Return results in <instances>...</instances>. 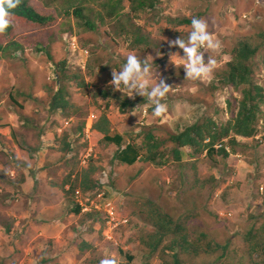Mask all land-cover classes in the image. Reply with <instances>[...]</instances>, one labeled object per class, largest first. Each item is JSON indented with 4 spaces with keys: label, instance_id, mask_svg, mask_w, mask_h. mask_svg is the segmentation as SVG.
<instances>
[{
    "label": "rangeland",
    "instance_id": "1",
    "mask_svg": "<svg viewBox=\"0 0 264 264\" xmlns=\"http://www.w3.org/2000/svg\"><path fill=\"white\" fill-rule=\"evenodd\" d=\"M36 1L43 4V10L57 8L59 14L57 22L45 28L28 31L27 36L30 42L23 43L18 50L12 46L6 52L0 53V124H4V129L0 130V223L2 225L0 264H20L23 261L26 264H41L42 259L47 260L49 256L47 248L49 247L43 248L36 255L28 253L25 246L26 238H22L18 234L21 233L20 228L24 226V222H22L24 218L32 217L31 212L37 211L35 208L36 198L42 199L43 207L50 205L51 199L56 198L54 190L38 188L39 180H35L36 185L31 190L22 187L20 180L25 175L24 170L29 167L19 164L17 160L20 157L15 155L12 147L15 144L20 147L24 146L25 154L30 156L29 166L34 169L49 168L50 170L53 167L59 171L62 168L80 170L83 167L80 158L85 152L86 144L82 138L77 140L72 148V153L64 161V155L60 149L64 144V132L65 130L74 131L78 128L82 120L87 118L92 110L98 112L93 108L98 107V104L93 101L95 99L93 93L97 89L113 86L110 84L112 77L108 80L97 67L93 68L96 72L91 73V67H94L93 58L109 65V69L113 72V70L121 69L117 65L125 63L124 58L130 52L125 41L115 44L112 40L113 37H110L108 31H113L111 22L100 23L96 30H88L71 12L67 11V0ZM260 2L264 7V0H260ZM85 4L89 7L88 11L91 12V17L97 21V12L101 10L100 0H87ZM127 4L125 7L126 10H129ZM250 9L239 11L234 6H223L220 4V0L211 1L210 15L220 18V22L217 19H210L214 25L212 31L219 36L217 39L221 42L222 47L218 52L205 53V59H207V55H211L217 61V68L206 81L186 79L184 68H178L175 77L178 78L179 90L174 92L182 94L179 97H183V93L196 96V98H200V100L197 99L200 104L178 99L180 111L175 114L177 116L163 117L164 119L168 118V122H171L165 126L161 125V120L164 121V119L155 117L153 109L152 111L150 109L151 104H146L147 114L152 116L150 120H153L154 125L161 126V129L156 132L157 134L162 133L163 129V132L168 133L173 130L179 131L188 122L196 121L204 116L219 123L226 122L233 112H237V108H235L237 103L233 102L232 112L228 109L227 101L233 96L241 98L240 89L220 83L215 75L222 67H225L226 61L230 59L228 52L237 43V39L243 34H255L258 27H262L255 19V11L252 12L253 8ZM237 11L239 13L235 15ZM140 15L136 19L137 22L147 25L149 28L154 27L148 25V17L145 12ZM149 19L152 21V17ZM160 21L164 22L165 20L161 17ZM185 28L181 32L187 34L188 26ZM175 33L176 30H172L158 36L161 35L169 41L172 37L173 40L178 38ZM73 40H76L74 47L71 45ZM169 49L165 50V57H163L161 65H159L158 59L148 61L151 63L153 71L157 70L160 75L164 74V68L169 66L170 53L178 52L181 56L184 55L183 50L178 46ZM260 52L262 54L263 49L259 51V57ZM147 53L136 52V55L142 57ZM48 56H52L53 59ZM64 59L67 60L66 72L70 76L79 74L78 78H71L67 84L71 98L73 97L83 106V113L75 116L71 127L59 133L58 129L62 126L65 117L60 111L49 110L50 93L47 88L59 86V75L55 62ZM141 60L145 59L141 58ZM251 64L257 73V79L264 86V64L257 60H253ZM80 76L85 81V86L79 85ZM209 82L217 85L212 91L205 87ZM184 85L187 87L182 89ZM116 92L122 94L121 91L117 90ZM184 108L188 109V115L181 114V110ZM131 109L134 111L130 113L133 114L131 115L133 126L137 125L136 128L140 129L138 126L146 124L141 122H145L148 118L139 110V107L136 109L126 108L124 117L129 115ZM112 111L111 109V114ZM135 131L139 132L137 129ZM49 132H53L54 135L51 134L47 139L46 136ZM258 134L260 138L256 136L253 139L239 137L241 145L237 147L236 153L232 152L228 158L215 154L212 159L206 152H201L191 159L188 157L189 161L185 159L188 162H197L200 174L207 182L211 175H213L212 178L214 177L210 184L198 192L199 194L196 190L193 191L198 194L200 207L192 206L194 197L188 198V194L191 192L186 193L188 182L193 180V170L190 166L181 167L174 161H169L161 167L146 164L142 165L143 168L146 166L142 173L141 164L135 167L115 162L112 158L114 150L103 145L98 137L93 138L95 145L90 159L99 166L96 173L97 178H101L104 186L109 190L119 214L134 216L140 223L135 227L130 225L132 229L130 227L120 228L115 232L120 245L124 246L125 243L129 245V248L122 252V249L117 250V244L109 242L103 237L99 224L95 223L98 219L94 223L90 222L86 230L92 228L96 231L98 240L94 246L97 251L91 261L96 264L98 257L112 250L113 253H119L117 254L118 264L126 261L125 252L134 256L132 264H160L157 253L150 252L146 244L140 243L139 239L142 233L147 234L154 230V227L139 215L141 212L139 210L142 207L140 200L147 198L142 195L143 192H147L149 198L154 197L156 202L167 209H183V205L187 204L189 207L184 211L188 214L198 208V217L195 215L190 221L184 220L189 229L198 226L203 228L207 225L214 232V228L224 222L222 234L218 233V236L223 239L228 234L231 235L234 242L230 245V249L242 254L241 248L245 246L244 240L247 232L252 227L259 228L264 223V189H260V186L264 185V121L260 122ZM76 135L80 136L79 131L76 132ZM186 150L189 149L186 148ZM50 156H54L53 159H49ZM103 171H106L107 176ZM62 180L58 181L60 187H62ZM63 193L61 199L65 196L66 200L67 195L71 199L68 192L66 195ZM18 221L21 222L18 223ZM12 230L13 233L10 232ZM7 232H10V236L13 237L8 238ZM213 260L214 258L210 262ZM47 262L54 264V261L47 260Z\"/></svg>",
    "mask_w": 264,
    "mask_h": 264
},
{
    "label": "trees",
    "instance_id": "2",
    "mask_svg": "<svg viewBox=\"0 0 264 264\" xmlns=\"http://www.w3.org/2000/svg\"><path fill=\"white\" fill-rule=\"evenodd\" d=\"M86 2L87 0H67V11L71 12L79 23L88 30H96L100 23L111 22L113 31L109 30L108 33L110 37H113L112 40L115 44L121 41L128 44L127 48L130 52L126 54L124 61H126L127 55H136V52H147L156 48H160L164 52L169 48L173 49L174 47L169 46L167 39L158 35L172 31V29H169L171 26L168 24L175 26L190 25L191 18L194 17V15L192 17H173L168 13L161 14L153 0H100L101 10L97 12V21H95L96 19H93L91 12L88 11L89 7L86 6ZM206 3L207 0H204L202 6ZM126 4L129 6V10H126ZM258 4L255 8L253 7L254 10L252 11H255V19L258 21V25L262 27H258L255 34H243L237 39V43L228 52L230 59L226 61L225 67H222L215 75L220 83L231 85L236 89H240L241 92V98L233 96L228 99L229 111H232L233 102H235L237 103V106H235L237 112L232 111L233 115L226 122L219 123L210 117L204 116L196 121L189 120L190 122L179 131L173 130L168 133L163 132V129L162 133L157 134L156 132L161 129V126L150 123L138 126L140 128L139 132L132 130L122 134L113 129L107 108L98 105V118L93 123V129H97L103 134L102 139L99 140L103 145L116 144L117 149L114 153V160L135 167L141 164L142 173L146 167L143 168L142 165L146 164L161 167L169 161H174L181 167L190 166L193 170V180L188 182L186 193L191 192L188 194L189 196L187 195L188 198L194 197L193 203L191 202L194 207H200L198 192L210 184L214 177L212 178L213 175H211L208 182L204 180L197 162H188V157L191 159L198 153L206 152L212 159H214L215 154L228 158L232 152L236 153L237 147L241 145L239 137L253 139L258 134L260 122L264 121V86L257 79V73L253 64H251L253 60L261 61L264 64V7L262 4ZM42 8L43 4L40 1L22 0L20 6L15 10L13 26L4 35H0V53L6 52L12 46L15 50H18L23 43L30 42L27 36L28 31L45 28L57 22L59 18L57 8L53 7L51 10H43ZM152 8L155 11H152ZM147 9L150 10L147 11ZM67 11L65 12L68 13ZM142 12L156 15L157 19L153 24L156 25L155 29H150L147 25L137 22L136 19L141 16ZM198 16L199 14L195 17ZM161 17L166 22L160 21ZM150 23L152 24L148 18V24ZM177 32L179 30H176ZM171 40H173V37ZM262 49L263 52L262 54L260 52L259 57V51ZM48 57L53 59L52 56ZM92 62L94 67H91V73H95L96 70L94 69L97 67L105 78L109 80L112 77V70L109 69V65L95 58ZM55 64L60 83L57 88L51 86L47 88L50 93L48 108L52 112L60 111L65 117L64 119L72 118L73 120L75 116L83 113V106L72 100L67 82L73 77L78 78L79 74L76 73L74 76H70L66 72L67 60L65 59L58 60ZM123 65L124 63H121L117 66L122 68ZM80 78L79 85L85 86V81L81 76ZM205 87L212 91L217 85L209 82ZM116 91L113 86L105 89L99 88L93 93L95 97L93 101L98 104L99 98H122V94ZM137 96L140 102L147 100V98L140 97V95ZM187 99L191 103L197 102L200 104V101H198L200 98H196V96H189ZM129 103L133 102L127 98L124 103L122 102V106ZM122 106L121 110L123 109ZM86 120L85 117L81 125L74 131L65 130L64 144L60 148L61 150L72 151L75 142L81 138V136L76 135V132L79 131L83 134ZM191 120H193L192 117ZM0 126L3 127L4 124H0ZM137 138L139 141H136ZM84 143L87 145L89 141H84ZM186 148L189 150H186ZM17 161L20 165L27 166L26 162L19 159ZM98 169L99 166L93 163L91 159L80 170L71 169L76 172V176L68 175L70 186L67 192L72 194L74 212H81L82 208L75 200L77 189H81L83 193L90 192L94 195L105 189V195L111 196L109 190L104 186V182L96 176ZM22 181L23 178L20 183ZM195 190L198 194L193 193ZM142 195L147 196V198L140 200L142 207L139 210L141 211L139 215L144 217L154 227V230L147 234L142 233L139 237L140 243H145L150 252L157 253L160 264H264V223L259 228L252 227L247 232L244 240L245 246L241 248L243 253L238 254L237 251L230 249V245L234 242L231 235L228 234L223 239L218 236V233L222 234L221 230L224 227L222 226L224 222L215 227L214 232L207 225L203 228L199 226L191 228V230L185 221H190L195 215L198 217V208H195L193 213L187 214L185 212L189 207L187 204L183 205V209L175 207V209H167L156 202L154 197L149 198L147 192H143ZM99 213L94 209L86 214L89 215L90 219L98 218L101 223H104L105 220L100 217ZM77 232L80 231L77 230ZM86 247L89 248L90 246L87 245ZM125 255L126 261L122 264H132L134 256L126 252ZM213 258L214 260L210 262ZM51 261H54V264H59L55 259ZM90 262L94 264V261L90 260ZM90 262L87 264H90ZM96 264H100V262H96Z\"/></svg>",
    "mask_w": 264,
    "mask_h": 264
},
{
    "label": "crops",
    "instance_id": "3",
    "mask_svg": "<svg viewBox=\"0 0 264 264\" xmlns=\"http://www.w3.org/2000/svg\"><path fill=\"white\" fill-rule=\"evenodd\" d=\"M203 1L204 0H153V3L157 5L156 8L159 10V13L161 14L168 13L173 17H177V16L192 17L193 15L197 16L199 14L198 18H203L204 20H206V22L208 23L209 31L213 35L217 36L216 38H219V36L216 33H214V31H212L214 25L213 23L210 22V19H217L218 22H220L219 17H216V15H210L211 1L213 0H207V3L202 6ZM258 3H261L260 0H231V1L220 0V4H222L223 6L225 5L226 7L234 6V8H236L239 11H243L247 8L249 9L253 7L255 8L257 5H259ZM197 5H199L200 8ZM149 10L150 9H147V11ZM153 10L155 11L154 8H152V11ZM237 13L239 12L238 11L235 12V15ZM148 14L149 12H146L147 17L148 16L152 17V21H151L152 24L150 23L148 25L156 27V25H153L157 19L156 15H152V14L148 15ZM168 25L171 26L169 27V29L179 30V32L175 33V35L181 37L182 39H185L186 36H188L189 31L191 30V24L184 26H175L170 24ZM185 26H188L187 34L181 32V30L186 29ZM150 29H154V27H150ZM147 52L148 53L146 54V56L142 55V57L139 58L146 59L150 62L153 59L155 60L159 59V65L163 63L162 59L163 57H165L164 50L162 49L160 50V48H156L154 50H148ZM181 68H183V66H181ZM164 70H165L164 74H161L160 76L163 79H165V81L169 85L172 86L171 92L166 97V101H162L167 106V113L165 114L164 117L177 116L175 114H178L180 111L178 105V99L182 101L185 100L189 103V99H187L189 96L187 93H183L184 96L179 97L182 94L179 95L180 93L174 92L175 90H179V86H177L178 78L175 77L178 68L170 62L169 66H166ZM153 83H155V81H153ZM186 87L187 86L184 85L182 86V89H185ZM127 98H129L133 103H129L128 105L122 106V102L124 103ZM72 100L78 104H81L78 101L74 100L73 97ZM136 102L138 103L137 95H135V98L133 99L132 97H129L124 93H122V98L113 97V98L104 99L103 97L98 99V105H101L102 108H107L106 110H108L107 112L112 121L113 129L114 130L116 129V131L122 134L126 131H132L135 129L139 130L138 128H136L137 125L133 126V117L131 116L133 114H130L134 112L132 109L129 111V115L124 117V115L126 114V112L124 114L126 108H132L133 104L134 103L136 104ZM148 103L149 102L144 101L141 103V105L145 106ZM121 106L123 108L122 110H121ZM93 108L99 111L98 107H93ZM111 109L113 110L112 114H111ZM181 111H182L181 112L182 115H188L187 108H184ZM143 114L144 116H147L148 119H146L145 122H141V123H146V124L153 123V120H150L152 119L151 118L152 116H149L150 114L148 115L147 112ZM186 119H190V118H186ZM168 121H169L168 118H165L164 121L161 120L163 125L171 123ZM3 129H4L3 127H0V130ZM51 134H53V132H49L46 138L47 139L50 138ZM95 137L102 139L103 134L96 129L94 132V138ZM136 141H139V139L137 138ZM14 146L12 147V151L15 153V155L18 158L20 157L19 159H21L23 162H26V164L29 167V169L24 170L25 175L22 177L23 181L20 183L22 187L26 190L27 189L31 190L36 185L35 180H39L38 188L43 190H49V189L54 190L56 192V198H57V199L52 198L50 205H45L47 207L42 206L41 198H36L35 208H37L36 209L37 211L34 213L31 212L30 215L32 217L24 218V220L22 221L24 222V226L20 228L19 231L21 233H19L20 235L18 234V236H21L22 238H26V242H27V244H25L26 251L28 253H34L36 255L37 253H40L43 248L49 247L47 248V251L49 252V256L47 260L49 262H53L51 260L55 259V261L58 262L59 264H87L88 262H90L91 258L94 256V253L97 251V249H95L94 247L98 242L96 237L97 234L96 231L92 230V228L88 230H81L78 227L84 226L85 223H90V221L91 223H94L96 219H90L89 215H87L85 212H78V213L74 212L73 211L74 203L71 194H69L71 199L68 198V195L66 196V200H65V196H63L64 198L61 199L62 193L64 192L63 194L66 195L67 190L69 189L70 186V183L68 182V175L71 174L72 177H75L76 172H73L71 169H65V168H62L59 171L57 168L53 169V167L50 170L49 168L34 169L29 166L28 161L30 160V156H27L28 154H25L26 150H24L22 147L16 144ZM109 147L114 150L113 153L116 152L117 149L116 144L111 143L109 144ZM61 151L64 155V161L67 159L66 157H69V155L72 153V151H64V150ZM53 157L54 156H50L49 159H53ZM112 158L114 160V154ZM114 161L119 163L120 165H128L125 162H120L117 160ZM60 179H63L61 181L62 187H60L59 185L60 182H58L60 181ZM50 206H52V208H49ZM20 222L21 221H18V223ZM95 223L99 224L100 227L99 219ZM1 228L2 225L0 223V232H2ZM77 230L80 232L78 233ZM10 232L13 233V230ZM10 232H7L8 238L13 237L10 236L9 234ZM87 245L90 247L89 248L86 247ZM124 247L129 248V245L125 243ZM117 250L119 249L117 248ZM117 254L119 253L117 252L113 253L112 250L107 251L103 253L101 257H98L99 260L98 263L101 261L102 258H114L117 262H119ZM47 260L42 259L41 264H48ZM20 264H26V263L23 261L22 263L20 262Z\"/></svg>",
    "mask_w": 264,
    "mask_h": 264
},
{
    "label": "clouds",
    "instance_id": "4",
    "mask_svg": "<svg viewBox=\"0 0 264 264\" xmlns=\"http://www.w3.org/2000/svg\"><path fill=\"white\" fill-rule=\"evenodd\" d=\"M21 3L22 0H0V35H4L7 30L13 26L15 10L20 6ZM148 18L150 17L148 16ZM168 43L170 47L178 46L183 50V56H181L178 52L170 53V62L177 68L183 66L186 72V79L192 81H206L216 70L217 61L211 55H207V59H205V53L208 54L218 52L222 45L221 42L209 31L208 23L203 18H198L195 16L191 18V30L188 33L187 40L178 37L174 40H169ZM71 45L74 47L76 45V40H73ZM86 51L88 53V50ZM153 81H155V83H153ZM110 84L114 86V90L121 91L133 99L135 98V95H140L144 98H147L146 101L151 104L150 109L153 107V115L155 117L163 119L167 113V106L162 101H164L167 95L171 92L172 86L160 76L157 70L153 71L152 65L148 62V60H141L135 54L127 55L126 62L122 68L119 71L113 70ZM141 103L142 102L138 100V103H134L132 108L136 109L139 107L140 111L146 113L148 111V107L142 106ZM91 113H95L98 118L97 112L92 111ZM72 121H74V119ZM67 128L68 127H64V125H62L58 131L61 133ZM94 132L95 129H93L92 139L86 145L85 152L89 145H91L94 150ZM79 135L84 141H87L84 139V136L81 134V132H79ZM256 137L260 138V135L257 134ZM82 156L80 159H82ZM90 157L88 158V163ZM87 164L82 165L86 166ZM129 217L131 218V226L135 227L140 223L136 218H134V216ZM88 225L89 223H85L84 226H79L78 228L81 230H86ZM102 226L103 223L100 221V230L103 234ZM130 229H132V227H130ZM116 238L117 240L119 239L117 236ZM111 242L117 244L119 250L122 249V251H124L128 249L123 245H120L119 241L117 243L115 241ZM100 264H118V262L114 258H102Z\"/></svg>",
    "mask_w": 264,
    "mask_h": 264
},
{
    "label": "built area",
    "instance_id": "5",
    "mask_svg": "<svg viewBox=\"0 0 264 264\" xmlns=\"http://www.w3.org/2000/svg\"><path fill=\"white\" fill-rule=\"evenodd\" d=\"M97 115L95 113H91L86 120V124L83 130V136L85 140L92 139L93 135V123ZM72 118L64 119V127L71 126ZM61 130V129H60ZM93 147L91 145L88 146L86 152L82 156L81 163L87 164L88 158L92 155ZM104 175L106 171H103ZM107 175V174H106ZM260 189L263 190L264 186L261 185ZM105 189L98 192L97 194H92L90 192L83 193L81 189H77L75 191V200L81 205L82 212H92L94 209L99 211L100 217L105 220L103 223V236L107 240L118 242L116 238V231L120 228H128L131 223V218L129 215H121L119 214L116 206L114 205L115 200H113L112 196L105 195Z\"/></svg>",
    "mask_w": 264,
    "mask_h": 264
}]
</instances>
